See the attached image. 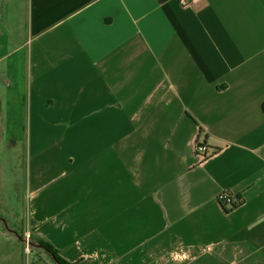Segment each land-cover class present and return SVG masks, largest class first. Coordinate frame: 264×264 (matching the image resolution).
Returning a JSON list of instances; mask_svg holds the SVG:
<instances>
[{
  "label": "crops",
  "instance_id": "crops-1",
  "mask_svg": "<svg viewBox=\"0 0 264 264\" xmlns=\"http://www.w3.org/2000/svg\"><path fill=\"white\" fill-rule=\"evenodd\" d=\"M0 131L67 263L264 264V0H0Z\"/></svg>",
  "mask_w": 264,
  "mask_h": 264
},
{
  "label": "rangeland",
  "instance_id": "rangeland-1",
  "mask_svg": "<svg viewBox=\"0 0 264 264\" xmlns=\"http://www.w3.org/2000/svg\"><path fill=\"white\" fill-rule=\"evenodd\" d=\"M15 156L9 146H0V264H54L49 255L31 244L26 248L22 240L21 235L26 239L32 233L25 226V179L15 172Z\"/></svg>",
  "mask_w": 264,
  "mask_h": 264
},
{
  "label": "built area",
  "instance_id": "built-area-1",
  "mask_svg": "<svg viewBox=\"0 0 264 264\" xmlns=\"http://www.w3.org/2000/svg\"><path fill=\"white\" fill-rule=\"evenodd\" d=\"M196 153L201 159H206L208 157L209 150L207 146L199 144L196 148ZM218 200L225 207H228L230 209L234 208L235 206L239 204V202H236L231 195L226 194V193L220 194V196L218 197ZM30 238H31L30 234L26 235V239L24 237L23 241L25 243L26 248L30 246Z\"/></svg>",
  "mask_w": 264,
  "mask_h": 264
},
{
  "label": "trees",
  "instance_id": "trees-1",
  "mask_svg": "<svg viewBox=\"0 0 264 264\" xmlns=\"http://www.w3.org/2000/svg\"><path fill=\"white\" fill-rule=\"evenodd\" d=\"M234 208H232V209H234ZM21 237H22V240H24V236L21 235ZM30 244H31V248H40L43 251H45L50 256V258L54 264H69L66 261H64L62 258L59 257V253L52 246L44 244V243L35 244V243H33L32 240H30Z\"/></svg>",
  "mask_w": 264,
  "mask_h": 264
}]
</instances>
